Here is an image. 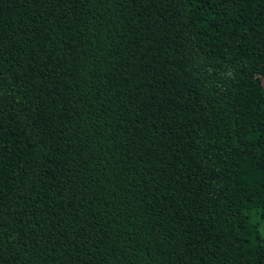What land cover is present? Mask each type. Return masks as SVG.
<instances>
[{
  "label": "trees",
  "instance_id": "trees-1",
  "mask_svg": "<svg viewBox=\"0 0 264 264\" xmlns=\"http://www.w3.org/2000/svg\"><path fill=\"white\" fill-rule=\"evenodd\" d=\"M0 264H264V0H0Z\"/></svg>",
  "mask_w": 264,
  "mask_h": 264
}]
</instances>
